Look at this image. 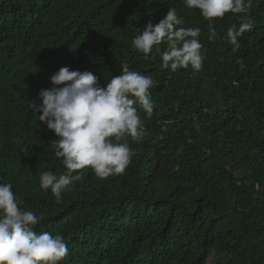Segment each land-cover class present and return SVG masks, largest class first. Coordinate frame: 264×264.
<instances>
[{"label": "trees", "instance_id": "trees-1", "mask_svg": "<svg viewBox=\"0 0 264 264\" xmlns=\"http://www.w3.org/2000/svg\"><path fill=\"white\" fill-rule=\"evenodd\" d=\"M170 7L201 29L199 72L162 71L131 47ZM239 15L215 20L210 40L182 0H0V176L44 214L34 230L64 236L61 264H264V0H250L253 27L234 52L226 32ZM123 64L157 82L152 117L139 112L144 135L127 138L123 174L86 168L57 203L39 188L40 172L64 171L55 134L30 103L62 66L103 85Z\"/></svg>", "mask_w": 264, "mask_h": 264}, {"label": "clouds", "instance_id": "clouds-1", "mask_svg": "<svg viewBox=\"0 0 264 264\" xmlns=\"http://www.w3.org/2000/svg\"><path fill=\"white\" fill-rule=\"evenodd\" d=\"M182 4L189 11L198 10L208 22L210 40L217 35L215 20L243 13L226 32L234 52L240 48L239 38L253 27L247 15L250 0H182ZM184 25V18L170 7L159 22L150 20L136 30L131 47L153 60L158 55L162 71L191 67L199 72L205 59L201 29ZM49 80L52 86L42 88L30 107L39 114V122L55 134L51 147L64 171L40 172L39 188L50 190L60 203L63 193L83 182L86 168L99 179L125 172L134 155L127 138L138 141L144 135L139 112L152 117L155 102L150 90L157 82L127 64L103 85L92 71L69 66L60 67ZM22 152L28 154L26 149ZM3 180L0 176V264H61L69 255L64 236L34 230L44 214L24 208L13 191L14 184Z\"/></svg>", "mask_w": 264, "mask_h": 264}]
</instances>
